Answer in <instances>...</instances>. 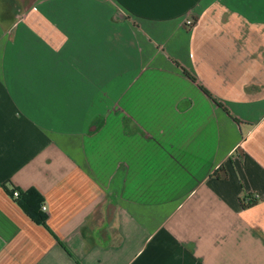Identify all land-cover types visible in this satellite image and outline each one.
I'll use <instances>...</instances> for the list:
<instances>
[{"label": "crops", "instance_id": "1", "mask_svg": "<svg viewBox=\"0 0 264 264\" xmlns=\"http://www.w3.org/2000/svg\"><path fill=\"white\" fill-rule=\"evenodd\" d=\"M3 3L0 264H264V0Z\"/></svg>", "mask_w": 264, "mask_h": 264}, {"label": "trees", "instance_id": "2", "mask_svg": "<svg viewBox=\"0 0 264 264\" xmlns=\"http://www.w3.org/2000/svg\"><path fill=\"white\" fill-rule=\"evenodd\" d=\"M183 72L188 75L191 79L194 80V78L188 73L186 72L185 70H183ZM205 91V93L207 95L210 96L209 92L205 89H203ZM218 105H221L220 103H217ZM219 172L222 173V177L223 178H226V173H225V170L224 168L221 166L219 169L215 170L212 175L213 176H219ZM10 192V194H12V191H8ZM19 192V195H18V198L22 197L24 199H26V195H30V194H34L38 197V194L34 191V190H27L26 192H21V191H18ZM258 202V197L257 195H253L251 193H248V194H244L242 195V197L239 198V203H240V206L245 209V208H249V207H252L254 206L255 204H257ZM22 208L25 210V212H27L29 214V216L31 217V219L35 222V223H39V224H42L44 225L45 223V216L42 215V214H39L37 216H34L30 213V211H27L26 208L24 207V205H22Z\"/></svg>", "mask_w": 264, "mask_h": 264}, {"label": "rangeland", "instance_id": "3", "mask_svg": "<svg viewBox=\"0 0 264 264\" xmlns=\"http://www.w3.org/2000/svg\"><path fill=\"white\" fill-rule=\"evenodd\" d=\"M0 1H1V4H0V10H1V9H3V8L5 7V4L3 3V0H0ZM6 3L8 4V6H9L10 9H13V6H14V5H13V3H12V0H6ZM13 10H14V9H13ZM183 29H184V31L187 30V29L185 30L184 27H183ZM163 31H164V30H162L161 33H163ZM178 35H179L180 37H179ZM178 35L172 37V38H174V39L171 38V41H175L176 39H181V41H182V39L186 37V35H184L183 37H182V35H180V34H178ZM181 37H182V38H181ZM152 38L154 39V37H152ZM155 42H162V41L160 40V41H155ZM133 48H134V47H133L132 43L126 38L127 65L131 64V68H132V66H133V64H134L132 61H130V59H131L130 56L133 55L132 51H134Z\"/></svg>", "mask_w": 264, "mask_h": 264}, {"label": "built area", "instance_id": "4", "mask_svg": "<svg viewBox=\"0 0 264 264\" xmlns=\"http://www.w3.org/2000/svg\"><path fill=\"white\" fill-rule=\"evenodd\" d=\"M192 24H193L192 20H190V19L185 20V25L190 26V25H192ZM18 195H19V192H18L17 190H13V191H12V196H13V197L16 198V197H18ZM42 208H43V210L46 209L45 206H42Z\"/></svg>", "mask_w": 264, "mask_h": 264}]
</instances>
